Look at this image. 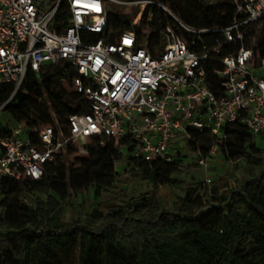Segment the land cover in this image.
Masks as SVG:
<instances>
[{
    "label": "trees",
    "instance_id": "1",
    "mask_svg": "<svg viewBox=\"0 0 264 264\" xmlns=\"http://www.w3.org/2000/svg\"><path fill=\"white\" fill-rule=\"evenodd\" d=\"M51 1V0H47ZM143 11L139 23L134 16L108 8V28L113 34L127 30L136 32L138 41H149L153 53L163 44L161 32L168 26L183 34L189 44L192 33L158 5L161 3L184 24L194 28H216L228 24L234 15L233 0H153ZM139 11L137 10L136 14ZM150 14L151 19L150 18ZM148 28V29H147ZM255 49L264 59V28L254 34ZM221 46L222 57L233 52L239 43L229 44L220 32L205 34L192 47L202 51ZM252 45V36L246 40ZM210 86L219 87L215 70L217 62H208ZM62 72L37 74L28 71L15 92V83L0 87V110L10 114L14 124L38 123L62 127L70 114L87 110L80 94L69 91L57 82ZM53 113L55 114L53 116ZM1 115V114H0ZM10 129L0 123V135ZM226 137L210 131L190 128L187 148L199 156H208L218 143L227 160L243 158L249 165L251 179L238 190L220 179L210 185L187 186L185 194L165 206L149 195L140 202L126 191L122 204L107 211L93 208L84 217L63 219L62 199L55 194V182L73 191L93 188L95 198L114 187L116 164L125 160V170L154 186L184 183L175 178L184 158L179 149L171 161H148L134 155L133 140L109 139L101 144L92 138L85 145L88 156L70 163L78 148L70 146L44 166L38 180L0 176V264H264V147L243 124L224 129ZM28 132H31L30 130ZM33 195V205L24 199Z\"/></svg>",
    "mask_w": 264,
    "mask_h": 264
},
{
    "label": "built area",
    "instance_id": "2",
    "mask_svg": "<svg viewBox=\"0 0 264 264\" xmlns=\"http://www.w3.org/2000/svg\"><path fill=\"white\" fill-rule=\"evenodd\" d=\"M140 2L145 7L154 3L0 0V87L15 83L16 92L29 70L47 74L59 69L57 82L80 94L88 108L70 114L65 128L57 121L55 126L14 124L9 133L3 131L0 176L38 180L47 162L70 146L85 148L92 138L101 144L131 138L134 155L148 161H171L179 150L174 151L175 143L191 139L190 128L225 138V128L241 123L264 140V59L254 47V34L264 28V0H233L232 20L216 28H194L171 14L192 33V43L168 25L156 53L148 40L138 41L135 31L113 34L108 28L110 4ZM214 32L240 46L224 57L221 46L193 49L205 34ZM250 36L252 45H247ZM210 61L221 64L215 70L220 83L216 89L209 82ZM218 148L216 143L210 154ZM208 156L199 163L206 165Z\"/></svg>",
    "mask_w": 264,
    "mask_h": 264
},
{
    "label": "rangeland",
    "instance_id": "3",
    "mask_svg": "<svg viewBox=\"0 0 264 264\" xmlns=\"http://www.w3.org/2000/svg\"><path fill=\"white\" fill-rule=\"evenodd\" d=\"M168 8V7H167ZM110 10L117 11L119 13L130 14L134 16V20H141L145 10V4L137 3L133 5H118L110 4ZM169 9V8H168ZM138 12L136 14V12ZM170 10V9H169ZM170 16L173 14L166 11ZM151 14L150 18L151 19ZM148 29V28H147ZM0 123L4 128L11 129L14 125L13 120L9 113L0 112ZM55 122L57 117L54 116ZM258 144L260 147H264V140L258 138ZM90 143V141H89ZM181 150L182 157L184 158L182 169L179 174L175 175V178L183 181L184 183L168 186L158 185L154 186L150 182L127 173L125 170V160L116 164L118 171V177L114 187H111L108 191H105L100 198L94 197L93 188L88 190L73 191L68 188L63 181L59 180L55 182V194L62 199V205L64 208L63 219L71 221L78 217H84L93 208L97 207L99 210L107 211L108 207L122 204L125 195L122 193L126 190L136 202H140L144 195H149L152 199L158 200L162 206H165V202H173L176 197L183 196L187 186L202 184L207 178L211 179L210 185L214 182H218L220 179L226 180L233 190H238L240 186L247 180L251 179L249 173V165L243 158L235 160H227L223 156L219 148L211 153L207 157V164L202 165L199 163V159L203 156H199L198 153L193 152L187 148L185 139L182 138L180 142L175 143V150ZM78 153L73 154L70 157V163L75 162L77 158H85L88 156L86 148L79 146ZM25 180H21L24 182ZM23 199L30 205H33L34 197L30 193H25ZM4 210H0V216H3Z\"/></svg>",
    "mask_w": 264,
    "mask_h": 264
},
{
    "label": "water",
    "instance_id": "4",
    "mask_svg": "<svg viewBox=\"0 0 264 264\" xmlns=\"http://www.w3.org/2000/svg\"><path fill=\"white\" fill-rule=\"evenodd\" d=\"M172 17H174L173 15H171ZM175 18V17H174Z\"/></svg>",
    "mask_w": 264,
    "mask_h": 264
}]
</instances>
